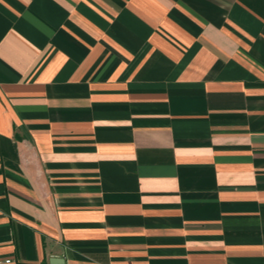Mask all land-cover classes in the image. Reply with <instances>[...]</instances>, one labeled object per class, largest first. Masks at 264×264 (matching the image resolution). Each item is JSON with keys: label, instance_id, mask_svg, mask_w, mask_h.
<instances>
[{"label": "crops", "instance_id": "obj_1", "mask_svg": "<svg viewBox=\"0 0 264 264\" xmlns=\"http://www.w3.org/2000/svg\"><path fill=\"white\" fill-rule=\"evenodd\" d=\"M0 264H264V0H0Z\"/></svg>", "mask_w": 264, "mask_h": 264}, {"label": "built area", "instance_id": "obj_2", "mask_svg": "<svg viewBox=\"0 0 264 264\" xmlns=\"http://www.w3.org/2000/svg\"><path fill=\"white\" fill-rule=\"evenodd\" d=\"M8 263V262H7Z\"/></svg>", "mask_w": 264, "mask_h": 264}]
</instances>
